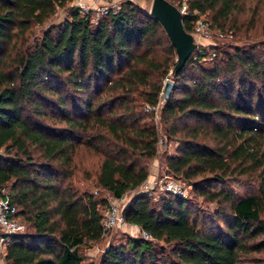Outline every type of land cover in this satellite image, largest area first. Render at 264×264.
<instances>
[{"label": "trees", "instance_id": "16d2710c", "mask_svg": "<svg viewBox=\"0 0 264 264\" xmlns=\"http://www.w3.org/2000/svg\"><path fill=\"white\" fill-rule=\"evenodd\" d=\"M70 1L0 0V188L30 227L9 233L5 263L91 264L78 246L100 237L99 207L107 204L63 183L73 145L84 141L100 154L95 183L111 196L139 185L157 137L152 125L139 123L145 113L136 97L153 106L166 76L173 82L163 116L193 120L182 125L166 168L213 206L168 191L154 201L135 192L120 212L150 238L125 235L110 242L98 264H245L246 253L264 249V42L252 50L212 47L210 65L202 63L205 48L197 46L170 73L173 46L146 9L122 0L91 21ZM186 2L189 11L205 13L209 26L237 31L232 13L238 0ZM66 5L67 17L29 40L33 25ZM192 15L181 17L186 31ZM69 90L84 95L76 101L78 119ZM205 127L222 142L200 139ZM88 128L91 134L80 139ZM259 136L262 147L255 145ZM246 170L257 179L256 192L238 195L226 178Z\"/></svg>", "mask_w": 264, "mask_h": 264}, {"label": "rangeland", "instance_id": "374dc122", "mask_svg": "<svg viewBox=\"0 0 264 264\" xmlns=\"http://www.w3.org/2000/svg\"><path fill=\"white\" fill-rule=\"evenodd\" d=\"M86 1L89 0H84V2ZM121 1L122 0H100V3L101 5H106V7L108 5L112 7L116 5L118 6ZM131 1L138 4L143 9L148 10L150 0ZM170 1L174 4L176 2V0ZM238 4V8L232 13V16H234V19L238 25V29L234 35H231L230 32L224 33L221 29L207 25L208 34L206 36L198 39L194 37L197 45L205 48V56H203L202 60L204 65H210L212 63L213 57L215 55L213 53L214 51L212 47H220L221 49H226L227 51H230L233 45H239L245 49L251 50L252 46H255V49L261 48L260 43L262 41L264 42V0H238ZM68 5L73 4L68 2ZM67 9V5L66 7H57L42 24L33 25L31 31L28 33L30 37L29 40L32 37H35L40 28L44 27L46 24L50 22H56L64 17H67ZM79 12L83 13L82 11ZM87 13L91 21H94L100 14H102L94 9H88ZM201 14L206 20L205 13L203 12ZM216 55H219V52L216 53ZM165 77L166 76H163L161 79V87ZM83 96L84 95L80 92H73L71 90H69L67 96L68 105L74 106V110H72L71 114L76 119L82 115L81 107L80 105H76V101ZM136 99L140 104L139 109L145 113L143 114V117L140 119L139 123L152 125L157 137L154 154L151 157H147L143 160L147 171L144 180L134 188H127L121 194V196L117 198L111 196L107 191L99 188L95 183V174L101 158L100 154L86 145L84 141H80L74 143L73 145V150L71 152L72 170L68 178H64L63 183L71 185L78 192L85 190L93 193L95 197L102 196L106 199V207H109L111 203H114L117 210L119 211H121L122 206L130 198V196L137 191L146 192L150 197V200L154 201L167 191L169 193H173L172 189H174L176 192L178 191L179 194H183L192 201L199 203V205L204 208H211L213 203L201 202L200 195L193 192L189 183H186L182 178L172 174L171 171L166 168V157L168 154L174 151V147L178 142V137H180L182 134V125H190L193 120L185 119L182 121L179 119H172L167 116H163V113L161 112V104L165 98L162 97L161 91L158 95L156 103L153 106L145 103L141 104L139 98L136 97ZM146 105L150 107L145 108ZM103 110L105 111V109ZM117 111H119V109H117ZM48 121H51V119H48ZM89 123H92L91 117H89ZM90 129L91 128H88L87 130L88 134L87 131L83 133L79 132L80 139H87L88 135L91 134L89 132ZM74 133H76V131H74ZM199 138L207 143L222 142L218 138L212 136V133L208 127H205V131L199 136ZM91 140L93 139L91 138ZM262 144L263 139L261 136H259L256 139L255 145L262 147ZM226 182L228 183V186L238 195L256 192L257 179L253 173L247 170L242 173L234 172L229 174V176L226 178ZM215 186H218V183H216ZM99 208H101L100 210L104 212L105 209H103V207ZM261 216L264 217V205ZM19 220L23 223V228L21 231L30 230V227L25 219L19 217ZM1 232L2 230L0 229V233ZM125 235L140 234L136 230L132 229V227L126 222L119 225L113 224L106 227L98 239L80 244L78 246V251L84 260L90 261L91 264H98L100 254L107 244L110 242L115 243L122 241ZM252 239L254 240L255 238ZM4 244L5 243H0V264H6L5 260L3 259ZM263 259L264 249H255L245 254L244 263L255 264L259 261H262Z\"/></svg>", "mask_w": 264, "mask_h": 264}, {"label": "built area", "instance_id": "2783aa9c", "mask_svg": "<svg viewBox=\"0 0 264 264\" xmlns=\"http://www.w3.org/2000/svg\"><path fill=\"white\" fill-rule=\"evenodd\" d=\"M71 4L77 7L79 11L87 12L88 9H94L99 11L100 13H104L107 8H117L116 6H107L101 5L100 0H89L84 2V0H71ZM113 5V4H112ZM176 7L180 11V13L186 14L192 13L193 19H191L192 30L189 31L196 37V39L204 37L208 34V24L201 14L202 12H198L196 9L188 10L186 0H179L176 4ZM85 10V11H83ZM150 106L146 105L145 108ZM170 186V185H168ZM3 188H0V229L2 232L0 233V243H6L8 240L9 233L21 231L23 228V223L14 215L16 207L13 203H10L5 196L1 194L3 192ZM173 193H177L172 189ZM179 193V192H178ZM124 220L122 214L119 210H117L116 205L111 203L109 207H106L104 212L102 213L100 224L102 226V232L108 226L113 224H124ZM132 227V229L136 230L142 237L150 238V235L138 228L135 223H127Z\"/></svg>", "mask_w": 264, "mask_h": 264}, {"label": "water", "instance_id": "95a60500", "mask_svg": "<svg viewBox=\"0 0 264 264\" xmlns=\"http://www.w3.org/2000/svg\"><path fill=\"white\" fill-rule=\"evenodd\" d=\"M147 13L160 23L173 46L175 60L169 72L175 73L192 50L198 46L197 42L192 33L183 28L181 24L182 14L176 5L169 0H150ZM172 82L171 78H164L161 87L163 98L168 97Z\"/></svg>", "mask_w": 264, "mask_h": 264}]
</instances>
